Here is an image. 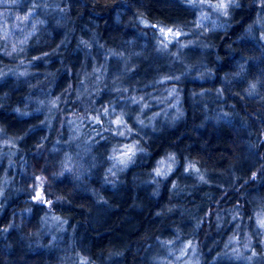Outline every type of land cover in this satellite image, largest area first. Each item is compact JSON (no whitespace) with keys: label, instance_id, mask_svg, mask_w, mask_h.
<instances>
[{"label":"clouds","instance_id":"clouds-1","mask_svg":"<svg viewBox=\"0 0 264 264\" xmlns=\"http://www.w3.org/2000/svg\"><path fill=\"white\" fill-rule=\"evenodd\" d=\"M0 264H264V0H0Z\"/></svg>","mask_w":264,"mask_h":264}]
</instances>
